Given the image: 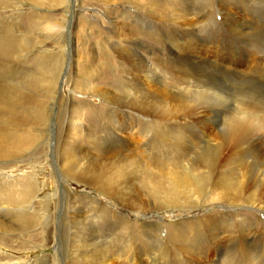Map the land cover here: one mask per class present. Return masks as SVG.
I'll return each instance as SVG.
<instances>
[{"label":"bare ground","instance_id":"obj_1","mask_svg":"<svg viewBox=\"0 0 264 264\" xmlns=\"http://www.w3.org/2000/svg\"><path fill=\"white\" fill-rule=\"evenodd\" d=\"M28 1L44 5V0ZM49 1L51 7L66 4V0ZM124 1L139 12L144 10L147 18L161 25L167 23L172 34L164 33L163 44L158 39L159 47L137 37L138 32L125 35L121 43H111V50L123 62L120 71L127 70L121 79V98L98 93L92 86L79 90L123 110L125 120H116L111 109L105 113L106 120L99 116L103 126L98 135L92 126L84 127L80 119L84 111L73 104L76 124L62 131L68 137L61 152V172L75 182L96 186L131 209L200 211L215 204L224 210L176 224L165 233L159 223L136 225L91 201L88 212L83 207H71L75 223L67 253L78 255L77 260L74 258L77 264H142L143 257L148 264H264V0ZM8 3L9 0H0V17ZM237 9L240 15L235 13ZM12 21L9 27L15 25ZM3 27L0 161H9L24 158L45 135L34 128L29 146L19 147L26 131L22 111L30 101L22 91L27 85L40 83L28 80V71L21 68L31 42L24 40L20 44L13 28ZM59 28L53 25L52 32L58 33ZM61 38L59 33L58 46ZM108 54L113 55L109 52L106 58ZM40 58L46 63V56ZM244 61L248 72L240 65ZM166 73L171 78L169 82ZM21 79H27V85ZM41 86L53 108L60 100L58 82L49 77ZM132 130L143 134V143L153 150L152 154L166 152L162 160L154 161V169H143L151 164L134 154V146L129 148L131 154L110 155L116 144H121L124 151L130 147L122 144L120 133ZM84 134L89 141L101 139V150L73 156L77 147L71 145ZM1 174L0 183L5 179L7 183L3 182L0 191L17 196L8 204L0 202V264H12L16 258L2 250L17 254L23 250L6 246V237L13 240L16 234L38 227L47 218L48 208L44 205L43 217L24 212L28 207L19 205L35 195L34 177L18 183ZM139 174H144L141 182L137 180ZM138 183L142 186L137 189L147 195L151 204L148 207L135 191ZM252 211L260 215L253 219Z\"/></svg>","mask_w":264,"mask_h":264},{"label":"rangeland","instance_id":"obj_2","mask_svg":"<svg viewBox=\"0 0 264 264\" xmlns=\"http://www.w3.org/2000/svg\"><path fill=\"white\" fill-rule=\"evenodd\" d=\"M19 1L23 2L9 0L7 10L0 17V27L4 26V30L6 27L8 29L13 28V33L20 44L24 40L31 42V48L28 49L30 52H26V56H23L21 68L28 71V80L39 81L40 83V85L37 83V85L28 86L26 84L27 79H21L27 85L25 86L20 82L21 85L25 86L22 92L29 96L30 101L22 111L26 131L23 132L19 147L29 146V136L33 133L34 128L44 133L45 136L43 140L37 142L34 150L26 152L24 158H14L9 161L1 160L0 172L10 176L12 181L18 183L28 176H33L37 184V191L33 197L30 196L26 199V203L19 205V207H28L24 208L23 211L42 216L44 205H46L48 211L45 213V217L48 219L41 221L42 225L27 230L25 234H16L13 240L6 237L8 242L6 246L23 250L19 254L2 250L3 253H6L5 255L16 258L12 264H77V262L74 263V260H77L78 255L67 253L71 244V226L75 223L74 212L71 207H83V211L88 212L91 209L88 208L91 207L89 203L91 201L99 207L107 208L113 213L127 218L136 225L159 223L164 227L165 233L171 232L172 227L176 224H184L205 215L210 216L212 212L223 211V208L219 209L218 205L215 204H209L200 211L175 209L141 211L131 209L124 207L117 202L118 200L106 196L96 186L85 182H75L61 172L64 158L61 152H63L62 148L66 146V138L68 137L62 134V131H65L67 127L72 128L76 124L75 111L72 110L73 104L79 108L78 110L84 111L83 117H80L84 122V127L92 126V130L98 135L101 134L102 120L107 119L105 113L110 112L111 109L114 111L116 120L120 122L125 120L123 119V110L112 108L103 99L83 94L79 90L82 86H92L91 88L98 93H111L112 97L118 96L124 90L121 79L127 70L120 71L123 62L110 48L113 41L116 40L121 43V39L130 32L132 35L138 32L137 37L140 36L139 38L146 40V43L159 47L160 41L158 39L161 38V44H163V34H172L169 33L172 29L171 26H166L167 23L161 25L155 20L147 18L144 10L145 15L139 12L136 6H131L124 0H66V4L61 7H51L52 2L49 0H44L41 3L44 4L43 6L34 4L33 1ZM235 13L241 14L238 9L235 10ZM10 18L15 24L11 27L8 24L11 22ZM53 25L60 27L58 33H56L57 31L52 32ZM59 33L62 35L60 40L62 47L57 44ZM108 51L113 55L111 57L108 54L110 57L106 58ZM40 56L47 57L46 63L40 61ZM232 65L235 68L242 66L246 72L250 70L247 61L240 63L241 66L239 64ZM61 69L63 71L58 78V72ZM164 76L169 82L171 79L169 74L166 73ZM49 77H53L54 81L58 82L57 90L58 97H60L53 108L49 106V100L45 98L41 86L42 81L44 83L45 79ZM118 97L121 98V95ZM96 109L100 111L97 112ZM99 116L103 117L102 120ZM123 124L128 123L125 124L123 121ZM142 135V133H134L133 130L132 133H120L122 144H129L130 147L124 151L125 148L121 144H116L111 148L112 153L110 155L131 154L129 148L132 149L134 146V154L138 153L144 163L151 164L149 167H143V169H154V161L162 160L161 156L166 152H161L160 156L158 153L152 154L151 151L153 150L149 151L144 145ZM100 140L89 141L84 134L82 139L71 145L77 147L72 155H92L100 151L102 147ZM101 155L102 157L105 156L104 154ZM173 159L176 160L174 156ZM143 177L144 174H139L137 176L138 182H141ZM4 181L7 183V179L2 180L0 187ZM141 186L140 183L134 186L135 191L141 195L140 201L148 207L151 204L148 202L147 195L142 190L137 189ZM0 198L2 204H8L17 196L15 193L6 195V192L0 191ZM29 201H31V205L28 204ZM257 215L259 216L260 213L251 212L253 219H256ZM170 237L174 239L172 234ZM179 238L181 237H177V239ZM22 259L24 262L20 263ZM141 260L143 261L142 264H148L144 257Z\"/></svg>","mask_w":264,"mask_h":264}]
</instances>
